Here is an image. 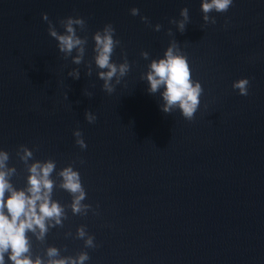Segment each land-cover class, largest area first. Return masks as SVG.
<instances>
[{
  "label": "water",
  "instance_id": "water-1",
  "mask_svg": "<svg viewBox=\"0 0 264 264\" xmlns=\"http://www.w3.org/2000/svg\"><path fill=\"white\" fill-rule=\"evenodd\" d=\"M201 3L0 0V153L8 156L0 171L14 169L6 179L21 191L33 164L53 162L50 198L63 209L60 224L46 220L43 240L26 233L33 260L48 264L56 248L53 259L86 253L84 264H264V0H233L207 22ZM69 18L84 20L73 24L79 64V48L61 52L49 34V22L67 34ZM109 25L110 93L94 39ZM173 44L202 88L191 121L178 107L162 111L163 86L149 91L151 63ZM241 79L246 96L232 87ZM25 149L31 156L22 159ZM68 167L85 193L80 213L61 187Z\"/></svg>",
  "mask_w": 264,
  "mask_h": 264
},
{
  "label": "clouds",
  "instance_id": "clouds-1",
  "mask_svg": "<svg viewBox=\"0 0 264 264\" xmlns=\"http://www.w3.org/2000/svg\"><path fill=\"white\" fill-rule=\"evenodd\" d=\"M233 0H202L201 11L205 15L203 19L207 22L209 17L207 13L215 10L218 13L227 12L232 5ZM139 10L131 9V15L136 16ZM180 15L184 18L179 22V28L183 32L185 23L189 20L188 9L181 10ZM45 21H48V16H43ZM142 19H147L142 17ZM174 22V21H173ZM212 23H215L213 20ZM73 24L83 26V19L69 18L66 22L65 30L67 34L58 35L57 31L51 26L49 22V34L59 42V49L61 52L71 54L73 49L79 48V55L73 61L76 64L81 62L83 55V48L80 47L83 41L76 36ZM159 26H157V30ZM114 29L111 25L107 26L104 34L97 33L95 39V63L100 69H108V71L100 72V78L105 81L104 89L109 93L113 91L109 81L117 73V67L110 63V57L114 48V41L112 33ZM175 44L170 47L165 53V58L158 62L153 61L150 65V71L147 75V80L150 84L149 91L156 93L162 86L164 91L162 99L165 102L162 109L163 112L168 113L173 108L178 107L182 112L183 117L191 121L194 118V113L197 111L200 103L199 97L202 92L201 85L196 83L195 86L191 80V73L187 60L184 56L174 54ZM147 58V53H143ZM128 71V65L123 64L119 67L120 75H124ZM78 78V73H69ZM249 81L241 79L233 83V89H239L241 96L248 95ZM89 123L95 121V117L91 114H86ZM75 136L80 137L81 132L74 133ZM77 144L83 149L86 144L82 139L77 140ZM31 153L25 149V156L22 159H27ZM8 159L7 154L0 153V169H4L5 161ZM55 164L48 162L45 164L35 163L30 169V176L28 178V187L26 190L17 191L8 182L6 177L10 176L14 169L7 171H0V264H5V254H8V260L11 264H43L41 259L33 260L29 254L30 242L26 233L31 232L36 235L38 240H43L47 231L46 220H55L56 224H60V217L63 214V209L58 203L51 201V193L53 190V182L49 179L53 172ZM63 183L61 187L73 194L74 200L72 203V210L74 213H80L81 201L85 198L84 190L81 186L79 174L73 171L71 167L65 168L59 174ZM9 193L5 199V193ZM37 230L38 233H37ZM84 230H79V237L83 238ZM86 245L91 247L92 238L86 241ZM59 255L56 248H49L47 256L50 258L48 264H84L88 259L86 253L81 254L78 259L71 257L62 259H53Z\"/></svg>",
  "mask_w": 264,
  "mask_h": 264
}]
</instances>
